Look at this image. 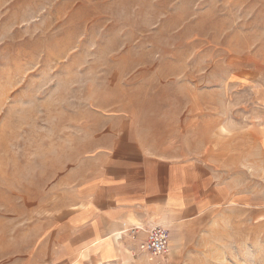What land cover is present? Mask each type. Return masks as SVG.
<instances>
[{"label":"rangeland","instance_id":"rangeland-1","mask_svg":"<svg viewBox=\"0 0 264 264\" xmlns=\"http://www.w3.org/2000/svg\"><path fill=\"white\" fill-rule=\"evenodd\" d=\"M124 138L209 176L163 256L65 225ZM0 264H264V0H0Z\"/></svg>","mask_w":264,"mask_h":264},{"label":"crops","instance_id":"crops-1","mask_svg":"<svg viewBox=\"0 0 264 264\" xmlns=\"http://www.w3.org/2000/svg\"><path fill=\"white\" fill-rule=\"evenodd\" d=\"M116 141L101 182L86 177L75 186L74 209L65 225L80 235L81 241L76 235V243L94 247L105 236L119 234L125 227L145 229L158 223L173 224L195 215L205 203L200 186L209 176L204 166L184 158L148 153L130 138L119 139L126 144L121 153L115 147ZM79 204L85 206L78 208ZM143 237L141 233L138 239ZM122 238L125 240L117 244L129 241L134 245L137 241ZM113 243L105 246L107 259L115 253Z\"/></svg>","mask_w":264,"mask_h":264},{"label":"built area","instance_id":"built-area-1","mask_svg":"<svg viewBox=\"0 0 264 264\" xmlns=\"http://www.w3.org/2000/svg\"><path fill=\"white\" fill-rule=\"evenodd\" d=\"M144 233L143 238H139ZM127 236L132 240H137L134 244L138 253L146 254L149 258L159 257L169 251V234L165 224H153L143 229L141 226L125 227L119 232L117 238Z\"/></svg>","mask_w":264,"mask_h":264}]
</instances>
